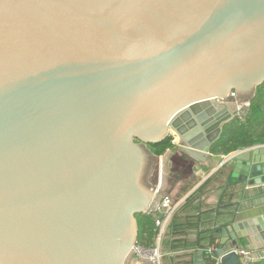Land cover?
<instances>
[{
	"label": "water",
	"instance_id": "1",
	"mask_svg": "<svg viewBox=\"0 0 264 264\" xmlns=\"http://www.w3.org/2000/svg\"><path fill=\"white\" fill-rule=\"evenodd\" d=\"M263 84L264 0H0V264H130L176 149L264 186V147L211 153ZM262 233L217 230L223 263Z\"/></svg>",
	"mask_w": 264,
	"mask_h": 264
},
{
	"label": "crops",
	"instance_id": "2",
	"mask_svg": "<svg viewBox=\"0 0 264 264\" xmlns=\"http://www.w3.org/2000/svg\"><path fill=\"white\" fill-rule=\"evenodd\" d=\"M173 143L175 147L179 146V139L175 138ZM237 152L228 155H220L225 159H230V157H232ZM170 162L171 168L168 180L172 179L173 184H171L169 181L167 182V191L173 197L184 198L186 196L190 197L191 194H195L199 188L203 186L204 189L202 191V198L195 200V203H202V212L207 213L213 209H217L224 190L232 187V191L229 192L230 194H234L235 198L229 204L230 206L221 209L219 212L221 215H208V218L206 217L207 219H204L205 217H203L204 220H201L203 225L202 231L212 229L215 239L217 230L232 227L236 221L247 222L251 221L252 219L262 218L264 225V186L257 187L253 184L247 185L242 183L231 185L229 183L230 171L228 169L225 167L222 168L221 166L218 169H212L208 163L202 164L191 158H188L183 153H181L179 149H176ZM175 169L178 170L175 171ZM195 212L196 211L193 210L192 213ZM248 231L252 230L245 229L244 232ZM197 235L198 233H192L190 236L191 241H195ZM262 239L264 242V233H262ZM171 240L172 239L169 236L168 229L167 235L164 239L163 249L168 255L171 252L173 255L167 256L164 259V264L166 260L168 264H173L171 261H173V259L178 256H184V258L186 257V261L181 264H187V262L189 263L190 261H192V264H197V260L199 259L198 251L201 249L204 250V248L207 247L205 246L203 248H193L185 251L174 252L170 247ZM263 242L258 238H243L241 239L239 248L254 250L261 254L264 251ZM215 243L218 244L219 249L222 248L221 240L215 239ZM192 254L193 256H190ZM202 259L203 263L209 264V262H207L205 259L204 254Z\"/></svg>",
	"mask_w": 264,
	"mask_h": 264
},
{
	"label": "trees",
	"instance_id": "3",
	"mask_svg": "<svg viewBox=\"0 0 264 264\" xmlns=\"http://www.w3.org/2000/svg\"><path fill=\"white\" fill-rule=\"evenodd\" d=\"M249 103L250 108L246 121L240 122L236 119L229 123L225 127L220 140L212 147V154L228 155L258 145H264V84L256 89L254 96L251 98ZM173 142V137L169 136L160 143L149 145L147 149L153 156L159 158L164 156L167 151L175 148ZM177 170L175 169V171ZM168 181L173 184L172 179H167V182ZM166 189H168L167 183L165 186V194L171 195ZM203 189L204 188L202 187L195 194L191 195L186 200V204L171 221L169 226V236L172 239L170 241V247L174 252L185 251L193 248H203L215 243L213 230L207 229L202 231L203 225L201 220L207 219L208 215H221L219 213L220 210L229 207V204L235 196L229 192L232 191V187L227 188L221 196L217 209H213L205 213L202 212V203H195L196 199L202 198ZM181 198L173 197L175 201ZM193 210L196 212L192 213ZM203 217L205 218L203 219ZM136 220L138 225V243L144 246H152L156 236V226L153 216L139 214L136 216ZM192 233H198L195 241H191L190 236ZM144 238L149 240L151 243L147 245L141 243L140 241ZM190 256H193V254ZM172 262H174V259L171 263ZM187 264H192V261L189 263L187 262ZM254 264H264V261Z\"/></svg>",
	"mask_w": 264,
	"mask_h": 264
},
{
	"label": "built area",
	"instance_id": "4",
	"mask_svg": "<svg viewBox=\"0 0 264 264\" xmlns=\"http://www.w3.org/2000/svg\"><path fill=\"white\" fill-rule=\"evenodd\" d=\"M233 101L236 100V93L233 92L229 96ZM250 108V103L242 104L239 107L234 119L240 122H245ZM256 148L264 147V145L255 146ZM247 150L238 151L236 154H241ZM235 154V155H236ZM201 186L200 188H202ZM199 188V189H200ZM192 195V194H191ZM186 196L178 201H175L170 195L162 194L161 198L155 203V206L147 209L143 214L153 216L156 226V236L152 246H144L136 242L130 250L131 264H164V259L173 253L164 252L163 243L167 235L169 226L173 217L186 204ZM219 246L217 243L204 248L205 259L209 264H224L223 257L218 255ZM235 254L238 256L240 264H254L264 261V251L259 254L250 249H231L225 255Z\"/></svg>",
	"mask_w": 264,
	"mask_h": 264
},
{
	"label": "rangeland",
	"instance_id": "5",
	"mask_svg": "<svg viewBox=\"0 0 264 264\" xmlns=\"http://www.w3.org/2000/svg\"><path fill=\"white\" fill-rule=\"evenodd\" d=\"M253 96H254V93H253ZM252 97H248V99L246 101H243L242 104L245 105V103H247L248 101L251 100ZM145 151L149 152L147 148H145ZM150 153V152H149ZM160 164H159V159H158V178H157V182H156V186H155V189L156 187L158 186L159 184V179H160V168H159ZM167 190V189H166ZM165 192V190H164ZM139 238V237H138ZM141 243L147 245V244H150L151 242L149 240H147L146 238H144L142 241H140ZM186 258V257H185ZM184 258V256H178V257H175L174 258V262L173 264H181V263H184L186 261V259ZM165 264H168L167 260L165 261Z\"/></svg>",
	"mask_w": 264,
	"mask_h": 264
},
{
	"label": "bare ground",
	"instance_id": "6",
	"mask_svg": "<svg viewBox=\"0 0 264 264\" xmlns=\"http://www.w3.org/2000/svg\"><path fill=\"white\" fill-rule=\"evenodd\" d=\"M254 148H255V147H251V148H248V149H245V150H251V149H254ZM234 155H235V154H234ZM234 155H233V156H234ZM233 156H232V157H233ZM222 157H223V156H222ZM223 158H224V157H223ZM230 158H231V157H230ZM224 159H225V158H224ZM170 160H171V158H170ZM221 167H222V166H221ZM164 190H165V189H164ZM163 194H164V192H163ZM136 242H138V241H136ZM131 259H132V257H131ZM130 264H131V261H130Z\"/></svg>",
	"mask_w": 264,
	"mask_h": 264
},
{
	"label": "flooded vegetation",
	"instance_id": "7",
	"mask_svg": "<svg viewBox=\"0 0 264 264\" xmlns=\"http://www.w3.org/2000/svg\"><path fill=\"white\" fill-rule=\"evenodd\" d=\"M242 97H244V96H241V95L238 96V97H237V101L243 102V98H242ZM247 103H249V101H248Z\"/></svg>",
	"mask_w": 264,
	"mask_h": 264
}]
</instances>
